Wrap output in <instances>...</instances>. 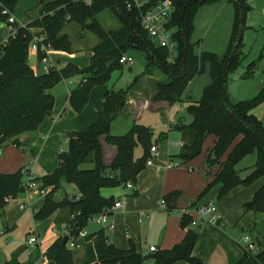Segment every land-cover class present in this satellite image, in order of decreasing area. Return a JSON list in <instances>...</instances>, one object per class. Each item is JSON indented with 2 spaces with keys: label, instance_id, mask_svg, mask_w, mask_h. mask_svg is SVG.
<instances>
[{
  "label": "trees",
  "instance_id": "trees-1",
  "mask_svg": "<svg viewBox=\"0 0 264 264\" xmlns=\"http://www.w3.org/2000/svg\"><path fill=\"white\" fill-rule=\"evenodd\" d=\"M16 1L0 0V22L7 24ZM129 1L38 0V15L34 20L25 25L14 23L15 35L8 34L7 39L0 43V148L9 139H12L13 145L20 146L18 136L36 129L45 117L51 115L54 97L50 89L62 79L81 74L85 75V81L72 88L67 96L71 109L79 113L88 101L90 88L106 82L111 72L119 69L122 54L132 47L146 55L147 65L143 72L152 74L153 70H158L166 76L167 80L155 84L154 94L150 97L152 102H180L188 83L202 72L206 63L211 66V83L203 88L198 101L187 105L191 122L177 127L182 136V145L177 154L180 159L178 165L198 156L205 141L209 144L205 148L206 164L209 167L215 164L216 167L212 174L209 171L212 180L204 191L219 184L218 197H221L234 186L249 185L264 176V126L251 113L260 96L233 102L225 92V74L236 63L245 29V13L250 7L244 0H225L233 3L234 17L228 47L220 57L211 52L195 53L189 40L193 10L220 0H171L174 12L167 27L174 29L172 39L176 43V55L169 61L168 50L156 45L140 25V12L145 8L139 9L134 5L127 7ZM3 10L7 13L3 14ZM105 10L113 11L120 19L122 26L118 30L109 32L98 21L97 15ZM68 22L77 24L98 38V42L90 48L92 55L88 65L82 69L72 62H66L47 73H37L28 63V45L34 35L31 29H37V33L43 36L40 46L48 44L54 50L67 52L64 36H57V32ZM125 95L126 91L122 90L107 91L96 120L85 131L67 134L68 148L58 154V165L54 172L33 178V182L41 183L42 188H50L42 206L33 214L34 219L43 220L56 210H66L68 219L64 235L67 238L77 236L90 217L115 202L102 196L101 188H113L127 182L135 185L138 174L145 168L152 146L148 143L149 132L145 127L133 124L130 131L122 136L109 133L110 121L123 107ZM103 143L115 148V154L108 164L103 160ZM138 143L142 144L144 152L135 158L133 153ZM252 150L256 151V162L246 177L239 178L235 165ZM84 163H92L93 167L80 168ZM63 182L73 184L78 192L72 198L57 200L53 194ZM24 192L20 170L0 173V209L6 204L5 197L15 198ZM176 196L172 193L165 195L172 200ZM200 196L189 206L195 204ZM249 206L264 214V183L255 191ZM71 215H74L73 218ZM190 222L191 216L183 214L182 227L186 228V223ZM198 237L197 232L186 228L182 239L172 247L151 252L154 253L150 257L153 264H172L180 260L186 264H209L192 255ZM62 238L63 235L58 236L44 252L53 264H142L147 259L136 251L131 242L127 249L116 248L109 243L103 229L79 239L84 249L81 258H73L70 253L73 249L67 247V240L62 244ZM253 241L256 251L241 248V256L234 264H264V236L254 237Z\"/></svg>",
  "mask_w": 264,
  "mask_h": 264
},
{
  "label": "rangeland",
  "instance_id": "rangeland-1",
  "mask_svg": "<svg viewBox=\"0 0 264 264\" xmlns=\"http://www.w3.org/2000/svg\"><path fill=\"white\" fill-rule=\"evenodd\" d=\"M244 2L250 9L245 13V29L235 59L236 63L225 74V92L233 102L251 100L259 95L260 100L252 108L251 113L264 126V0H244ZM211 4L201 5L193 10L189 40L197 54L211 52L222 57L229 44L234 5L230 3L232 7L230 22L226 12H223V20L217 19L216 25L213 24L211 27L210 16L214 10L209 8ZM38 8V0H17L12 14L16 18L15 23L24 25L31 22L38 15ZM97 19L109 32H114L122 26L120 19L111 10L99 13ZM31 31L38 35L37 29L32 28ZM8 34V25L1 21L0 43ZM61 35L64 36L66 47H68L66 53H74L77 63L82 69L85 68L92 55L90 48L98 42V38L73 22H68L57 32V36ZM64 52L53 49L50 54L56 60L57 68L75 58L73 55H65ZM125 53L132 57V63L119 62V69L113 70L106 82L90 88L88 101L79 113L71 109L66 99L67 85L71 89L75 87L74 84L67 83L68 81L84 82L85 75L67 77L52 87L50 93L54 97V106L51 115L45 117L36 129L20 134L18 136L22 141L20 146L13 145L12 139L2 144L0 173H12L21 168L29 169L31 150L35 152L36 162L33 167H30V175L41 177L53 173L58 165L59 149L66 151L68 148L67 134L73 131H85L96 120L97 113L102 110L104 94L107 91H126L123 107L110 121L109 133L122 136L130 131L133 124L141 125L148 130V143L157 147V155L151 158L153 165L151 167L145 165L138 174L135 183L136 194L133 189L125 188L124 185L101 188L102 196L122 203V208L113 211L110 215L114 228L108 232L109 243L116 248L127 249L131 242L136 251L144 256L151 252L149 246H154L157 250L172 247L182 239L184 230L190 228L200 235L192 255H199L200 257H196L203 262L234 263L238 259L239 250L246 246L243 241L245 235L252 238L264 235V214L254 211L249 205L245 206V203L251 202L255 191L264 182V176L257 178L249 185L234 186L221 197H218L219 184L212 185L204 191L212 180V176L205 171L204 151L207 141L203 143L202 152L198 156L175 166L176 161H180L177 154L182 139L177 127L191 122L192 117L187 110V105L192 101H198L203 86L211 83L210 64L206 63L202 72L196 75V79L187 85L180 102L152 103L150 97L154 94L155 84L167 80L166 76L158 70H153L152 74L143 72L147 65L144 52L130 47ZM29 65L37 73L40 71V64L33 56L29 59ZM103 148V159L106 164L110 163L115 154V148L106 143H103ZM143 150L142 144L138 143L134 148V157H140ZM170 159L173 160L172 165L169 164ZM256 159V151L252 150L237 161L235 170L239 178H244L250 173ZM92 167V163H84L80 166L83 169ZM215 167L214 164L213 168ZM191 168L192 172H190ZM22 180H26V176L22 175ZM41 188V183H35L25 194L11 200L9 205L16 208L13 215L14 225L7 235L10 242L8 245L4 246L6 237H0V258L3 255L8 257V254L12 252L13 257L19 254L20 264L50 262L44 255L46 246L52 243L51 240L55 234L64 236L65 232L61 224L66 223L67 220H63L62 215L52 216L53 214L43 220L34 219L33 214L40 209L44 196L50 191V188L44 187L46 193L42 195ZM203 191L204 193L200 196ZM77 192L73 184L63 182L53 197L57 200L62 197L72 198ZM171 193L177 194L174 200L165 197L166 194ZM199 196L200 199L189 206ZM182 198L189 200V203L183 206L189 210L207 202L214 204L218 223L208 214L197 225L191 226L190 223H186L187 227L183 228L181 223L183 213L180 209ZM25 201L28 205L20 209L19 205ZM190 214L191 220L198 219L194 212L191 211ZM219 217L222 218L221 221ZM87 224L88 230L101 226L92 221H88ZM56 229L57 233L54 231ZM35 234L38 236L37 243L34 246L27 245L25 249L24 244ZM254 251L256 248L252 249V252ZM70 253L74 259L81 258L83 249L75 248L70 250ZM153 262V259L147 258L142 264H153ZM172 264H186V262L180 260Z\"/></svg>",
  "mask_w": 264,
  "mask_h": 264
},
{
  "label": "built area",
  "instance_id": "built-area-1",
  "mask_svg": "<svg viewBox=\"0 0 264 264\" xmlns=\"http://www.w3.org/2000/svg\"><path fill=\"white\" fill-rule=\"evenodd\" d=\"M150 0H130L127 3V7H131L132 5L136 6L137 8H145L140 12V25L142 29L147 33L148 37L158 46L165 47L168 50V60L172 61L174 56L176 55V43L172 39V29L167 27V23L169 22L172 13L174 12V6L171 0H154L153 2H149ZM3 14L7 13L6 10L2 11ZM16 22L15 17L10 14L9 18L7 20V25L9 27V35L14 36L16 32V27L14 23ZM7 39V37H6ZM5 39V40H6ZM4 40V41H5ZM43 40L42 35L34 34L32 40L29 42L28 45V61L33 56L36 58L37 63L40 64V71L39 73H47L53 68H56V60L51 57L52 48L50 45H44L41 46L39 43ZM3 41V42H4ZM40 55V56H39ZM119 61L123 64L125 63H132V57L126 55L125 53L122 54ZM81 81H79L80 83ZM79 83H73L72 81H68L67 84H74L75 86L79 85ZM68 94L70 92V88H68ZM64 152L61 148L59 149V153ZM149 158L146 159L145 165L151 166L153 164L152 157H155L157 155V147L152 145L149 150ZM177 163V162H176ZM169 164L172 165L173 162L170 160ZM175 164V166H177ZM26 170V171H25ZM20 169V174L23 176H26V180H23V186L25 188V194L33 184V178L28 169ZM125 188L133 189L134 184L131 182H127L123 184ZM46 191L45 189H40V194L45 195ZM21 194V195H23ZM13 197L7 196L4 198V201L7 203L10 200H13ZM164 201L162 200V203ZM28 205V202L25 201L19 205L20 209H24V207ZM122 208V204L119 200L115 201L111 207L103 209L101 212L93 215L88 219V221H92L96 225H101L105 229V231H111L113 229V223L110 220V215L113 213L114 210ZM183 214H188L192 216L190 213L191 211L194 212L198 219L197 220H191L190 225L195 226L198 222H201L205 219V217L209 214L211 215L212 219L217 222V219L215 217L216 207L214 204L207 202L204 204H201L200 206L195 207L193 210H189L186 208L181 209ZM74 215H71V218H73ZM140 220V218H139ZM88 225V224H87ZM87 225L83 226L81 230H79L77 236H69L67 238V247L70 249L79 248L82 246V244L79 242V239H83L89 232L87 231ZM4 233V228L2 227V224L0 222V235ZM243 241L246 243L245 249L252 251V249L256 248V244L253 241V238L249 235H245L243 237ZM37 242V237L31 236L28 239V244H34ZM149 250L155 251L154 246H150Z\"/></svg>",
  "mask_w": 264,
  "mask_h": 264
},
{
  "label": "crops",
  "instance_id": "crops-1",
  "mask_svg": "<svg viewBox=\"0 0 264 264\" xmlns=\"http://www.w3.org/2000/svg\"><path fill=\"white\" fill-rule=\"evenodd\" d=\"M90 0H88V1H86V2H89ZM230 3L231 2H228V1H225V0H220V1H217V2H215V3H212L211 5H209V8L210 9H214V10H212V13H211V18H212V23H211V27L213 26V24L214 25H216L215 24V22H218L217 21V19L218 20H223V12H226V16L228 17V22H230L231 21V15H232V7H231V5H230ZM15 20H16V18H15ZM17 22V21H16ZM25 25V24H24ZM210 27V28H211ZM6 39V38H5ZM3 42V41H2ZM53 51V50H52ZM59 53H63V52H60L59 51ZM65 53V55H73L74 57H75V55H74V53H66V52H64ZM195 53H197V52H195ZM126 54V53H125ZM68 59H69V57H68ZM79 59V58H78ZM68 62H72V63H74V64H77L79 67H80V65L77 63V59H76V57L75 58H73V60H68ZM28 63H29V61H28ZM88 64V63H87ZM80 68H82V67H80ZM39 73V72H38ZM196 79V76L193 78V80H191L188 84L190 85L191 83H192V81H194ZM206 85H208V84H206ZM205 87V85L203 86V88ZM68 88H70L68 85H67V90H68ZM203 88H202V90H203ZM70 90H71V88H70ZM202 90H201V93H202ZM201 93H200V97H201ZM67 96H68V91H67V93H66V99H67ZM152 103H158V102H152ZM182 125V124H181ZM45 137V135L43 136V138ZM210 140V139H209ZM20 142L22 143V141L20 140ZM181 145H182V140H181ZM208 145L209 144H206V146H205V148L206 147H208ZM1 147H2V145H1ZM30 156H31V160H30V162H31V166L30 167H33L34 165H35V162H36V156H35V152L33 151V150H31L30 151ZM103 153H104V148H103ZM206 155V150L204 151V156ZM104 160V159H103ZM171 160V159H170ZM110 161V160H109ZM171 161H173V160H171ZM177 163H179L180 161H176ZM104 163H105V160H104ZM109 162H107V164H108ZM153 165V164H152ZM151 165V166H152ZM151 166H148V167H151ZM30 167H29V169H28V171H29V173L31 174V170H30ZM215 170V168H213V167H209L207 164H206V168H205V171H206V174H209V171H210V173L212 174L213 173V171ZM193 171V169L191 168L190 169V172H192ZM210 174V175H211ZM264 183V182H263ZM137 190L136 189V184L134 185V188H133V190ZM101 190V189H100ZM100 194H101V192H100ZM102 195V194H101ZM58 200H60V199H58ZM13 201V200H12ZM11 200L10 201H8L7 202V204L5 205V207H3L2 209H0V222H1V224H2V227L4 228V233L3 234H1L0 235V237L1 236H5L6 237V242L4 243V246H6V245H8L10 242H9V240H8V234L10 233V231H11V229H12V226L14 225V223H13V215L15 214V212H16V208L14 207V206H10L9 204L12 202ZM188 203H189V200H188ZM187 203V204H188ZM43 204V203H42ZM122 204V203H121ZM186 204V205H187ZM186 205H183L182 204V206L180 207V209H183V208H186V207H183V206H186ZM42 206V205H41ZM38 209V208H37ZM36 209V210H37ZM116 210H118V209H116ZM56 211H58V212H56ZM54 213H53V215L52 216H54V215H62V219L63 220H67L68 219V213H67V211L66 210H56ZM115 211V210H114ZM33 214V213H32ZM58 217V216H57ZM61 219V220H62ZM221 217H219V220L221 221ZM111 222L113 223V221L111 220ZM62 225V227L64 228V232H66V229H67V222L66 223H62L61 224ZM88 228V227H87ZM113 228H114V224H113ZM98 229H105L103 226H100L99 228H97V229H94V230H88L87 229V231L90 233V232H93V231H96V230H98ZM113 230V229H112ZM111 230V231H112ZM30 231H34V230H30ZM29 231V232H30ZM55 231V233H57L58 232V230L56 229V230H54ZM111 231H105L104 230V233H105V235L107 236V238H108V232H111ZM184 232H185V230H184ZM199 235V234H198ZM35 236L37 237V241H38V236H37V234H35ZM200 236V235H199ZM262 236H264V235H260V237H262ZM58 237V234H55L54 235V237L52 238V242L56 239ZM198 240H199V237H198ZM198 240H197V242H198ZM196 242V243H197ZM37 242H35L34 244H28V240L26 241V243L24 244V246H25V249H27L26 247H27V245H29V246H34L35 244H36ZM196 245V244H195ZM49 246V245H48ZM48 246H46V248L48 247ZM150 247V246H149ZM79 248H81V249H83V245L81 246V247H79ZM155 249L157 250V248L155 247ZM46 250V249H45ZM155 250V251H156ZM12 253V252H11ZM11 253H9L8 254V257L7 256H2V258H0V264H3V263H5V262H10V263H17V264H20V262H19V260H18V258H19V254H15L14 256L15 257H13V255H11ZM241 253H242V251L241 250H239V256H238V258L241 256ZM83 254H84V249H83ZM196 256H199V255H197V254H195ZM200 257V256H199ZM238 260V259H237ZM236 260V261H237ZM235 261V262H236ZM234 262V263H235ZM50 264H51V262H49ZM48 263V264H49ZM206 263H209V264H220V263H211V262H206ZM234 263H228V264H234Z\"/></svg>",
  "mask_w": 264,
  "mask_h": 264
},
{
  "label": "water",
  "instance_id": "water-1",
  "mask_svg": "<svg viewBox=\"0 0 264 264\" xmlns=\"http://www.w3.org/2000/svg\"><path fill=\"white\" fill-rule=\"evenodd\" d=\"M188 203V199L186 198H182V204L186 205ZM250 204V202L245 203V206H248ZM67 240V235H64L62 238V244H65ZM154 253H147L146 255H144V258H150Z\"/></svg>",
  "mask_w": 264,
  "mask_h": 264
}]
</instances>
